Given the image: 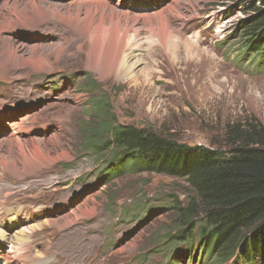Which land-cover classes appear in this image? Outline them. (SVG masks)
Instances as JSON below:
<instances>
[{
	"label": "rangeland",
	"instance_id": "obj_1",
	"mask_svg": "<svg viewBox=\"0 0 264 264\" xmlns=\"http://www.w3.org/2000/svg\"><path fill=\"white\" fill-rule=\"evenodd\" d=\"M110 1L131 14H149V20L121 21L129 31L127 60L111 67L104 56L97 59L82 22L0 25L9 36L0 41V138L15 132L45 140L36 170H0V231L8 248L20 244L17 264L40 258L45 264H234L236 257L211 260L199 235L173 239L180 228L177 206L194 195L185 178L129 163L113 170L112 148L94 145L111 134H95L109 123L126 124L190 146L225 149L229 124L252 117L264 124V57L249 50L240 30L264 0ZM161 26L180 40L177 57L162 45ZM185 40L196 46L194 55L185 51ZM13 42L27 47L21 59L13 57ZM141 42L143 49L135 50ZM4 146L0 155L8 156ZM42 206L45 215L36 211ZM28 225L34 229L25 233Z\"/></svg>",
	"mask_w": 264,
	"mask_h": 264
},
{
	"label": "trees",
	"instance_id": "obj_2",
	"mask_svg": "<svg viewBox=\"0 0 264 264\" xmlns=\"http://www.w3.org/2000/svg\"><path fill=\"white\" fill-rule=\"evenodd\" d=\"M257 9V11H256ZM245 20L249 50L264 57V6ZM248 36V37H247ZM104 127V126H103ZM103 131V132H102ZM111 134L96 149L112 148L109 165L126 164L185 178L194 195L179 204L180 228L173 239L195 241L197 235L208 257H236L234 264L264 262V124L250 118L227 128V148L190 146L152 129L126 124H107L97 132ZM171 238V237H170Z\"/></svg>",
	"mask_w": 264,
	"mask_h": 264
},
{
	"label": "bare ground",
	"instance_id": "obj_3",
	"mask_svg": "<svg viewBox=\"0 0 264 264\" xmlns=\"http://www.w3.org/2000/svg\"><path fill=\"white\" fill-rule=\"evenodd\" d=\"M174 2L176 3V0H174ZM110 4L112 5L110 0H69L65 3L55 0H0V25L4 22V24L7 25L13 23L14 26L17 27L29 26L48 18H55L60 21H65L69 24L71 22H74L75 24L82 22V27L85 29V34H87V36H85L88 37L94 44L95 54L96 57H98L97 59H101V57L104 56L106 58V62L111 67L110 64H112L113 66L115 60H119V63H121V61L124 62L127 60V56L126 54L124 55V51L128 46L127 44H129L126 42V39H128L127 37L129 31L125 29L126 27H121V21L124 19L127 20L128 18L130 19V17H132L133 19L147 17V19L149 20V14H131L128 10H119L117 9V7H113ZM118 5L119 4L117 3L115 4V6ZM83 6H85L84 17L81 16ZM172 6V4H168L167 8L169 9ZM158 15V17L160 18L162 17V19L158 18L160 24L165 25V20L163 19L162 14L160 13ZM107 18L109 19L108 22L110 21V23L106 29L105 21ZM163 26H161V28L159 29V35L162 36L161 41H163L162 45H164V48L168 47L167 49H170V51H172L173 53L172 55H174L175 53H178V42L180 40L178 41V39L175 38L172 34V31ZM8 37L9 36L5 33V27H3L2 35L0 31V41H3L5 44V42H7V39H9ZM183 44L185 51H187L188 53H193V49L196 48L191 40H185ZM143 45L145 44L142 42L138 43L137 45H135L134 49L141 50L144 47ZM10 46L12 47L11 52L13 53V57L16 58L15 60H17V58L19 57V59H21V57L26 54L27 47L25 48L24 45L16 44L15 42H13ZM187 52L186 54H188ZM42 61L43 60H38L37 62H40L43 67V64L45 63ZM117 68L120 71L126 69L124 65H119L117 66ZM129 71L126 69V73H128ZM2 106L3 105L1 104L0 119L3 118L5 112L4 107ZM16 126H18V123H16ZM36 139L37 138H21L15 132L8 134L6 137L0 138V149L4 145L8 147V156H3L4 154L0 155V170L2 168L8 170L10 169L17 175H21L24 171L26 173L36 170L41 164V161L45 159V152L40 147L43 144L42 142H45V140L39 141L40 138L38 140ZM29 151L32 152V155L27 154V152ZM42 158L44 159L42 160ZM18 162L19 164H21V167H19ZM1 210L5 211L6 208ZM36 211H41L40 214L42 215L46 214L44 206H42V208L40 209H37ZM25 228V233L34 229L31 225H28V227ZM18 241H21V239L19 238ZM8 245L9 241L5 236V233L3 231H0V264H17V251L15 249L19 247L20 244H16V247H14L13 244H10L9 248ZM42 259L40 258V260H34V264H45L44 261H41ZM2 260L4 262H1ZM45 261L47 262V260Z\"/></svg>",
	"mask_w": 264,
	"mask_h": 264
}]
</instances>
